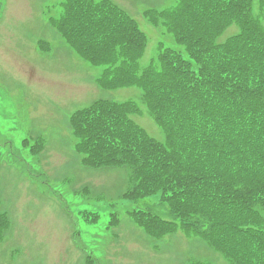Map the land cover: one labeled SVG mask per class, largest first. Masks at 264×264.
<instances>
[{"label":"trees","instance_id":"trees-1","mask_svg":"<svg viewBox=\"0 0 264 264\" xmlns=\"http://www.w3.org/2000/svg\"><path fill=\"white\" fill-rule=\"evenodd\" d=\"M150 19L181 47L160 43L142 66L147 37L121 7L64 3L57 27L102 67L99 84L140 87L164 132L137 124L132 101L97 100L71 118L76 148L86 165L130 168L127 197L154 202L130 212L149 234L183 229L230 264H264V0H175ZM8 225L0 209V238Z\"/></svg>","mask_w":264,"mask_h":264},{"label":"rangeland","instance_id":"rangeland-1","mask_svg":"<svg viewBox=\"0 0 264 264\" xmlns=\"http://www.w3.org/2000/svg\"><path fill=\"white\" fill-rule=\"evenodd\" d=\"M62 1L0 0V209L9 217L0 264H228L199 237L180 230L155 237L139 225L130 212L146 199L127 197L128 166L83 163L70 117L96 100L134 101V119L158 139L164 132L140 87L99 84L102 67L57 28ZM113 1L146 33L142 66L160 43L181 47L145 14L175 0Z\"/></svg>","mask_w":264,"mask_h":264}]
</instances>
